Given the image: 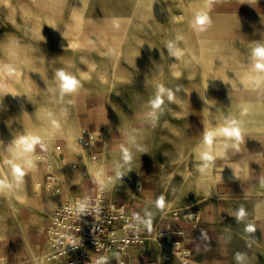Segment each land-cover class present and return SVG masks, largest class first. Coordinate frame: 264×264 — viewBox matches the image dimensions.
<instances>
[{
    "label": "rangeland",
    "instance_id": "374dc122",
    "mask_svg": "<svg viewBox=\"0 0 264 264\" xmlns=\"http://www.w3.org/2000/svg\"><path fill=\"white\" fill-rule=\"evenodd\" d=\"M201 10L211 21L204 28L193 24ZM258 43H264V0H0V64L20 69L0 73L16 93L0 96V178L11 185L0 190V246L9 254L16 243L26 249L23 258L0 264L57 262L45 228L59 201L52 206L26 191L25 180L38 172L52 177L46 181L52 187H44L55 198L61 187L89 177L108 181L113 173L119 189L130 190L142 177L153 183L156 200L164 197V214L195 222L225 194L220 221L235 241L233 264H264V80L256 81L251 61ZM169 44L183 51L179 60ZM61 69L81 79L75 93L60 94ZM160 84L175 101L165 96L153 115L149 101ZM83 100L100 102L107 129L116 132V144L100 153L84 142L77 111ZM226 119L241 122L243 138H218V155L201 170L205 130ZM32 133L47 153L38 158L37 146L34 166L18 185L5 160L12 142ZM241 207L247 215L238 221ZM31 224L40 232L38 245L29 242ZM247 224L256 231L246 232ZM237 253L245 258L238 262Z\"/></svg>",
    "mask_w": 264,
    "mask_h": 264
},
{
    "label": "crops",
    "instance_id": "0c3cea01",
    "mask_svg": "<svg viewBox=\"0 0 264 264\" xmlns=\"http://www.w3.org/2000/svg\"><path fill=\"white\" fill-rule=\"evenodd\" d=\"M100 102L89 103L86 101L77 102L79 122L83 130L84 137L90 139L89 134H93L88 146L95 153H100L106 145L116 144L114 134L105 125V117L100 114ZM95 135H98L95 137ZM117 140V139H116ZM115 141V142H114ZM37 153L45 154L47 150L39 149ZM112 173V172H110ZM52 178L49 173H36L35 177L30 176L25 180L27 194L34 197L42 196L50 199L51 205H58L51 211L48 224L45 228V235L53 224L54 212L63 200L76 199L84 203L100 196L104 203L112 205H126L129 215L140 227L139 231L144 238V243L130 247L125 251L123 258L126 264H233L235 258V241L229 237L226 226L221 224L225 217L221 201L226 196L219 195L213 201L211 207L204 209L201 219L198 222L189 221L182 217H174L172 214H164L156 206V196L153 183L147 179L138 177L139 187L119 189L120 179L113 173L108 181H102L95 177L85 180L71 182L70 185L61 187L56 198L49 194V189L45 188L46 181ZM39 183L40 186L37 187ZM48 186V184H46ZM57 191V192H59ZM52 196L54 198H52ZM30 244H39L42 241L40 232L34 225L29 226ZM163 232H169L172 243L180 242V251H189V260H184L183 256L163 247L161 243ZM12 254H9L0 246V259L23 258L26 254L25 246L15 244ZM116 256L111 257L106 264H116ZM56 264H67L63 258H58Z\"/></svg>",
    "mask_w": 264,
    "mask_h": 264
},
{
    "label": "built area",
    "instance_id": "2783aa9c",
    "mask_svg": "<svg viewBox=\"0 0 264 264\" xmlns=\"http://www.w3.org/2000/svg\"><path fill=\"white\" fill-rule=\"evenodd\" d=\"M53 214L48 231V239L55 245L53 260L63 258L67 264H98L102 258L107 262L116 256V264H126L125 251L144 243L140 227L129 215L126 205L106 204L100 196L84 203L66 200ZM161 237L162 241H171L169 232H163ZM173 245L180 251V242ZM179 254L189 260V251Z\"/></svg>",
    "mask_w": 264,
    "mask_h": 264
},
{
    "label": "clouds",
    "instance_id": "9594fccd",
    "mask_svg": "<svg viewBox=\"0 0 264 264\" xmlns=\"http://www.w3.org/2000/svg\"><path fill=\"white\" fill-rule=\"evenodd\" d=\"M210 22V17L206 11L201 10L195 13V19L193 21L194 25L204 28L210 24ZM71 46L72 45H69V47ZM9 47L14 49L16 47L15 42L10 44ZM168 48L170 54L177 60H179L184 55L183 51L181 50L172 51L171 44L168 45ZM251 61L253 71L256 73V81L259 82L264 80V43H258L252 48ZM19 71L20 69L15 65L0 64V73L2 74L11 75ZM179 75L180 74L178 72L173 73L174 77H179ZM56 78L58 80V89L62 96L73 94L82 87L80 78L63 69L56 72ZM3 95L15 96L16 93L11 91V88L7 82H5L3 79H0V96ZM165 96L169 102L175 101V95L170 89H166L163 84L158 85L155 97L149 101L150 106L153 109V115H155L156 112H158L164 105ZM47 117L53 129L59 127V121L55 118L51 111H47ZM243 131L244 130L241 126V122L234 119H226L222 126L206 129L203 136V144L206 145L207 148L200 154V159L205 162L201 170L206 168L208 164L212 162L218 155V153L213 151L214 143L218 138H223L226 141L240 142L243 138ZM37 146H39L42 150H46V146L42 137L38 134L32 133L18 136L8 149L11 159L5 160V163L10 166L11 174L18 185L23 182L27 170L34 166ZM124 159L126 161L131 159L127 150L124 151ZM9 187H11V185L8 183L7 178H0V190L7 189ZM156 206L161 209L165 207V199L163 196L157 199ZM235 215L237 220L241 221L246 217L247 212L243 207H241L235 213ZM245 231L255 232L256 227L253 224H247ZM244 258L245 257L243 254H236V260L238 262L242 261ZM98 264H106V260L102 258Z\"/></svg>",
    "mask_w": 264,
    "mask_h": 264
},
{
    "label": "bare ground",
    "instance_id": "6f19581e",
    "mask_svg": "<svg viewBox=\"0 0 264 264\" xmlns=\"http://www.w3.org/2000/svg\"><path fill=\"white\" fill-rule=\"evenodd\" d=\"M89 137H90V139H88V138H86V137L84 138L85 145L88 144V140L93 141V140H91V137H93V134H89ZM87 139H88V140H87ZM81 141H82V140H81ZM38 154H39V153H38ZM39 157H43L42 153L38 155V158H39ZM43 158H44V157H43ZM63 166H64V165H63ZM71 167L74 168V167H76V166H75V164H72ZM36 184H38L37 187L40 186L39 183H36ZM47 184H48V186H47L48 188H51V187H52L51 182H49V183H47Z\"/></svg>",
    "mask_w": 264,
    "mask_h": 264
}]
</instances>
